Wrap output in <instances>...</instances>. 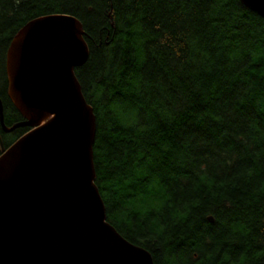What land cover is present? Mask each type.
<instances>
[{"label": "trees", "instance_id": "trees-1", "mask_svg": "<svg viewBox=\"0 0 264 264\" xmlns=\"http://www.w3.org/2000/svg\"><path fill=\"white\" fill-rule=\"evenodd\" d=\"M54 14L85 33L107 222L154 264H264V19L239 0H0L4 104L9 42Z\"/></svg>", "mask_w": 264, "mask_h": 264}, {"label": "water", "instance_id": "water-1", "mask_svg": "<svg viewBox=\"0 0 264 264\" xmlns=\"http://www.w3.org/2000/svg\"><path fill=\"white\" fill-rule=\"evenodd\" d=\"M239 2L264 19V0ZM84 35L77 18L48 15L6 50L7 92L23 120L4 130L28 131L0 155V264H154L107 222L95 184L96 118L75 75L89 56Z\"/></svg>", "mask_w": 264, "mask_h": 264}, {"label": "flooded vegetation", "instance_id": "flooded-vegetation-1", "mask_svg": "<svg viewBox=\"0 0 264 264\" xmlns=\"http://www.w3.org/2000/svg\"><path fill=\"white\" fill-rule=\"evenodd\" d=\"M7 87V81H6ZM7 104H4V101L0 98V106H1V115H0V155L5 151L8 147H10L18 138L16 137V132L18 129H14L12 131H5L4 129L11 128L14 124L21 122L23 119H16V116L13 112V104L8 97ZM17 111V110H16ZM26 128V127H22ZM21 129V128H20Z\"/></svg>", "mask_w": 264, "mask_h": 264}, {"label": "bare ground", "instance_id": "bare-ground-1", "mask_svg": "<svg viewBox=\"0 0 264 264\" xmlns=\"http://www.w3.org/2000/svg\"><path fill=\"white\" fill-rule=\"evenodd\" d=\"M7 94H8V92H7ZM9 97V96H8ZM10 99V98H9Z\"/></svg>", "mask_w": 264, "mask_h": 264}]
</instances>
